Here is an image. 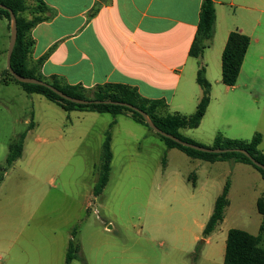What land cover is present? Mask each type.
Segmentation results:
<instances>
[{"label": "rangeland", "instance_id": "rangeland-1", "mask_svg": "<svg viewBox=\"0 0 264 264\" xmlns=\"http://www.w3.org/2000/svg\"><path fill=\"white\" fill-rule=\"evenodd\" d=\"M32 7L28 1V9L21 15L30 17ZM30 66L34 67L35 62ZM9 81L15 84L3 72L0 83ZM2 84L0 177L3 178V172H6L0 189V210L6 213L7 226L23 227L17 242L24 248L25 264H65L67 244L74 228H77L74 236L83 256H78L71 264H181L183 259H188L181 254L183 249L192 252L189 260L193 264L200 255L198 252L194 257L196 247H200L199 251L204 247L203 226L226 183L231 209L224 222L210 235L205 250L210 249L219 256L224 244L219 238L226 239L228 229L238 228L251 235L261 233L259 228L264 226V216L257 212L255 199L257 194L264 192L262 180L243 174L240 166H233L230 161L193 160L178 150L168 152V168L163 171L165 161H162V154L152 146L158 142L151 138L142 140L141 132L131 129L123 119L118 128L121 132H117L116 137L111 183L102 195L92 197L85 209L87 193L93 186L90 182L91 166L82 163L83 167L79 164V167L70 164L57 167L53 150L58 146V151H64L62 146L66 142L67 147H76V132L89 127L93 128L89 144L80 148L76 156L95 160L91 152L103 121L94 119L108 117L110 123L112 117L108 114L87 113L81 117L80 112L65 113L41 96L27 95L15 85ZM33 111L40 126L35 133H27L23 156L8 167L5 163L8 145L27 130ZM225 116L222 115L218 124L224 125V129L220 128L224 131L229 129ZM210 123V120H204L195 137L189 133L197 138L195 142L206 148L212 147L215 136ZM255 126L262 129L264 122L251 124V128ZM233 127L226 131L227 134L233 136L236 131ZM127 130L136 136L128 137V148L123 143ZM60 133L64 136L62 141L56 138ZM243 136H248L244 137L247 140L252 137L247 132L242 133ZM36 137L44 140L43 143L36 145ZM136 140L140 142L138 154L133 144ZM259 149L264 151V138ZM59 157L62 158L60 153ZM192 173L199 177L196 188L191 185ZM188 175L190 181H187ZM33 184L40 189L36 192L37 199H33ZM186 195L193 196L195 207L188 217L183 218L178 211L183 210L181 198ZM33 209L37 213L29 218L26 211ZM5 236L3 231L0 232V256L3 258ZM196 237L198 240L194 241ZM189 242L191 247L187 249ZM261 245L264 246V231Z\"/></svg>", "mask_w": 264, "mask_h": 264}, {"label": "crops", "instance_id": "crops-1", "mask_svg": "<svg viewBox=\"0 0 264 264\" xmlns=\"http://www.w3.org/2000/svg\"><path fill=\"white\" fill-rule=\"evenodd\" d=\"M42 1L48 9L46 13L47 19L31 30L33 47L29 55V62H36L39 58L48 54L47 59L39 68V74L44 79L56 77L68 85H81L86 89L106 83L128 85L136 88L139 95L145 99L164 100L167 105V113L190 116L195 112L202 97V90L196 82L198 62H200L205 68V79L210 84L209 104L197 128L180 129L179 133L195 142L194 139L197 138L189 136V133L194 135V137L197 136L195 134L196 130L200 128L204 120L208 119L211 121L210 130L215 135L213 143L217 135L232 140L249 141L254 134L259 133L261 135L259 146L262 144L264 128L259 129L258 126L251 128V124L254 122L259 124L260 121L264 122V0H212L215 8L214 35L209 47L203 51L199 59L190 57L188 51L197 27L202 0H108L105 4L98 7L93 15L92 13L97 7L98 0ZM232 31H238L246 35L250 42L237 81L234 86L228 87L221 82V56L227 37ZM9 37V22L5 18L0 17V75L6 70ZM2 85H15L18 90L27 95L45 98L40 94H28L20 85L12 84L10 81ZM47 101L59 107L55 103ZM62 111L65 112L64 110ZM73 112H80L78 114L81 117L86 116L87 113L108 114L112 117L110 123L114 122L110 128L112 158L109 178L106 186L97 197L102 195L111 183L116 159V137L117 132L119 134L121 132L118 130L120 120H125V123L134 131H140L142 140L151 138L153 142H158L153 143L152 146L159 150L162 154V159L165 157L163 171L168 168V152L178 150L168 149L153 131L135 122L129 113L119 114L115 117L109 113L79 110L65 113L72 114ZM222 115H226V125L229 127L227 130H230L233 126L236 129L232 133L233 136L227 134V130H220V128L224 129V125H218ZM37 120V115L33 111L27 124V130L24 131L26 136L35 133L39 128L40 124ZM94 120L103 121V127L96 134L97 140L94 142V148L91 152V156L95 160L91 161L87 157L82 159L76 156L80 148L89 144L88 139L93 133V128L90 129L89 127L82 128L76 132V147H67L66 142L62 146L64 151H58V146L53 150L55 151L54 161L57 167H67L69 164L72 167L75 165L79 167L77 164L81 166L82 163L91 166L90 182L93 186L92 190L87 193V199L84 202L85 209H87L91 198L94 197L93 187L98 178L97 168L101 162L102 145L105 133L110 125L108 117H100ZM31 122L33 126L29 128ZM92 125L94 126L95 124L93 123ZM106 125L107 128L105 129ZM139 126L145 129H139ZM245 132L250 137L252 136L249 140L244 138L248 136H243L242 138V133ZM26 136L21 157L24 154ZM128 137L136 136L131 130H127L126 139L123 142L127 148L129 144ZM56 138L62 141L64 136L60 133ZM43 141L41 138L36 137L34 142L37 145L38 143H43ZM133 144L135 146L134 150L138 154L140 142L136 140ZM259 146L258 150L264 154V151H261ZM59 153L62 158L59 157ZM191 159L209 162L202 159ZM230 162L233 166H240L239 170L243 174L264 182L253 167L243 163ZM5 172L6 170L0 180V189L4 183ZM189 175L187 176V181L191 180ZM193 175L195 177H192L193 182L191 185L196 188L199 183V177L196 174ZM50 187L54 188L53 186ZM31 191H33V199H37L36 192H40V189L33 184ZM259 194L256 196V202L259 198H264V192ZM227 199L228 205L225 207L223 220L214 231L224 222L228 210L231 209L229 191ZM181 207L183 210L178 211V214L183 218L188 217L195 207L193 196L186 195L181 198ZM213 208L209 217L213 212ZM95 210L98 213V210ZM26 212L29 218H32L37 213L34 209ZM5 218L6 213L2 209L0 210V232L3 231V235L7 236L3 237V240L6 241L2 252L5 258L0 256V264H25L24 248L20 247L17 242L23 227L18 228L16 224L7 226L8 222ZM78 224L80 225V222ZM203 229L201 232L202 237ZM211 234L202 240L204 247L199 251L200 255H198L199 257L196 258L197 260L193 264H221L220 262L224 264L226 242L224 237L219 238L224 243L219 250V256L212 253L210 249L205 250L206 246L209 245ZM75 237L71 233L69 241L72 239L76 242L79 249L77 257H82L80 244ZM197 240V237L194 238V241ZM190 247L191 243L189 242L187 249ZM180 252L182 255L184 254L185 258H188L187 260L183 259L181 264H192V261L189 260L191 258L189 255L192 252L184 251V249Z\"/></svg>", "mask_w": 264, "mask_h": 264}, {"label": "trees", "instance_id": "trees-1", "mask_svg": "<svg viewBox=\"0 0 264 264\" xmlns=\"http://www.w3.org/2000/svg\"><path fill=\"white\" fill-rule=\"evenodd\" d=\"M28 1H31V5H33L29 19L21 15L22 13L27 11ZM107 1L108 0H98L96 4L97 7L96 9H94L92 15L98 7L105 4ZM0 3L5 7L11 9L16 17L17 38L10 60L11 67L15 73L24 77H33L45 81L46 83L71 97L90 100H112L129 103L146 112L155 126L161 131L171 134L182 141L200 145L193 142L192 140L183 137L179 133L180 129L197 128L209 104L210 84L205 79V68L200 62H198L196 82L202 90V97L195 112L190 116H183L178 113L169 114L166 112L167 105L164 100L145 99L139 95L136 88L128 85L106 83L102 85H96L90 89H86L81 85H68L56 77L44 79L39 74V68L47 59L48 54L39 58L35 62L34 67L30 66L29 55L33 47V39L30 34L31 30L37 24L47 19L46 13L48 9L45 3L42 0H0ZM0 17L5 18L9 22L10 17L7 10L0 9ZM214 24L215 8L213 1L202 0L199 10L197 27L188 51V55L190 57L199 59L203 54V51L207 47H209L214 35ZM249 42L250 39L246 35H243L238 31H232L229 33L221 56V82L223 85L228 87L235 85L243 59L249 46ZM5 73L10 76L13 82L20 85L26 93L40 94L47 100L58 105L65 112L74 110L90 111L97 113H109L113 117L119 114L129 113L131 118L135 122L144 125L150 131H152L138 113L130 111L124 107L102 104L76 105L63 100L46 87L34 84L19 83L12 78L7 70H5ZM113 123L114 122L110 123L109 128L105 133V139L102 145L101 162L99 167L97 168L98 178L96 184L93 187L94 197H97L102 192L109 178L110 162L112 158L110 151V128L112 127ZM32 126L33 124L31 122L29 124V128H31ZM155 134L165 143L168 149H178L191 158L202 159L209 162L233 161L243 163L253 167V169H255L264 180V171L254 166L247 157L240 153H202L190 148L183 147L170 139L162 137L157 133ZM25 136L26 132H22L9 144L8 153L5 159V163L8 167L21 157ZM260 143L261 135L259 133L254 134L249 141L232 140L224 138L221 135H217L211 148L244 149L256 161L264 165V154L258 150V146ZM162 161H165V157H163ZM228 191L229 186L228 183H226L221 194L216 198L213 212L203 229V239L211 234L215 230L217 225L223 220L224 210L228 205ZM256 205L258 212L264 216V198H259L256 202ZM76 230L77 228L72 231L73 237L76 233ZM259 230L261 231V233H259L258 235H251L240 229H229L225 242L223 260L224 264H264V246L261 245L264 226L261 225ZM78 250V245L74 240L71 239L68 243L65 264H71V262L77 258ZM199 250L200 247L197 246L193 254L195 258L197 257Z\"/></svg>", "mask_w": 264, "mask_h": 264}, {"label": "water", "instance_id": "water-1", "mask_svg": "<svg viewBox=\"0 0 264 264\" xmlns=\"http://www.w3.org/2000/svg\"><path fill=\"white\" fill-rule=\"evenodd\" d=\"M0 9L7 10L9 13V17H10V19H9L10 37H9L8 49H7V53H6V70L12 76V78L15 79L17 82L25 83V84H34V85L46 87L49 90H51L53 93H55L57 96L62 98L63 100H66V101L73 103V104H76V105H100V104H102V105H114V106L124 107L130 111L138 113L143 118V120L147 124V126L153 132L161 135L164 138L170 139L173 142H175V143H177L183 147L190 148V149H193L195 151L202 152V153H212V154H224V153H231V152L240 153V154L244 155L245 157H247L254 166H256L257 168L264 171V165L259 163L258 161H256L246 150L240 149V148H227V149L206 148V147H203L200 145H196V144H192V143L182 141L179 138H177L171 134L165 133V132L161 131L160 129H158L146 112H144L143 110H141L138 107L133 106L129 103L120 102V101H112V100H90V99H79V98L71 97V96H68V95L64 94L63 92L59 91L55 87L46 83L45 81H42V80H39V79H36L33 77H24V76H21V75L15 73L11 67V61L10 60H11V55H12V52H13V49H14V46L16 43V38H17L16 17L14 15V13L11 11V9L5 7L1 3H0Z\"/></svg>", "mask_w": 264, "mask_h": 264}]
</instances>
